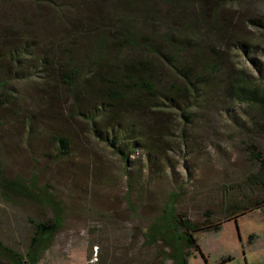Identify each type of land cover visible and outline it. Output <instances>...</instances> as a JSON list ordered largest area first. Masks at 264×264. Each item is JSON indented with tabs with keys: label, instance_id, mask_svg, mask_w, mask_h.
<instances>
[{
	"label": "rangeland",
	"instance_id": "obj_1",
	"mask_svg": "<svg viewBox=\"0 0 264 264\" xmlns=\"http://www.w3.org/2000/svg\"><path fill=\"white\" fill-rule=\"evenodd\" d=\"M135 1L140 7L132 14L141 9L144 17L132 18L128 10L125 15L139 34L162 45L167 32H176L173 41L179 46L196 43L200 51L195 53L204 54V62L211 60V50L220 51L217 61L231 77L240 69L257 77L240 48L245 43L264 77V0ZM113 2L0 0V84L5 85L0 93V174L25 187V194L0 187V240L24 254L32 235L29 221L58 215L61 227L38 264H170L165 261L169 248L161 241L149 243L144 235L175 194L177 211L192 222H222L216 232L194 234L198 249L190 251L188 264H264V210L223 222L220 206L222 183L255 169L244 160L232 124V115L246 122L243 104L232 102L222 86L214 85L208 95L198 97L189 122L174 107L147 112L160 165L147 161L143 152L130 156L138 158L134 171L139 178L128 183L121 157L98 140L55 72L40 66L43 55L57 57L63 48L75 51L82 63L92 62L94 51H89L86 35L115 16ZM16 48L30 53L24 54V74L12 62L10 52ZM102 54L110 64L144 55L136 49ZM147 57L159 90H169L176 84L172 71L157 56ZM90 79L89 87H80L86 105L98 93ZM57 135L70 140L68 155L56 151L52 137ZM255 141L264 152V138Z\"/></svg>",
	"mask_w": 264,
	"mask_h": 264
},
{
	"label": "trees",
	"instance_id": "obj_2",
	"mask_svg": "<svg viewBox=\"0 0 264 264\" xmlns=\"http://www.w3.org/2000/svg\"><path fill=\"white\" fill-rule=\"evenodd\" d=\"M196 2L199 3L200 0ZM113 4L112 14L115 16L106 18L100 26L92 27L86 35L89 51H94L90 58L92 62L82 63L80 55H76L75 51L63 48L57 57L48 58L43 55L39 60L40 66L50 67L55 72L57 81L72 93L78 114L91 123L92 132L98 140L121 157L128 183L139 178L134 171L139 166L138 158L131 159L130 156L143 152L147 161L150 160L149 162L157 168L160 165L156 160L159 154L154 151L155 148L159 151L160 149L155 147L152 141L148 113L165 105L169 109L174 107L181 110L180 115L184 121L189 122L190 110L196 105L198 97L208 95L214 85L222 86L232 102L244 105L242 113L246 122L232 115V124L240 137L239 144L244 160L250 167H255L253 170H246L240 180L230 179L222 183L220 206L223 222L234 220L248 212L264 210V152L255 141L258 137L264 138V77L258 62L249 57L251 47L245 43L240 44L243 53L256 69L257 77L243 69L236 70L231 77L229 71L222 68L217 61L220 51L211 50V60L204 62V54L195 53L200 51L196 43L179 46L173 41L176 32H167L163 37L164 44L159 45L153 36L139 34L133 26V20L125 15L128 10L133 15L132 18L144 17L141 9L140 14L137 10L132 14L136 5L137 8L140 7L138 2L114 0ZM191 39L193 40V37ZM126 49H136L144 55L134 58L121 57L111 64L104 61L102 51ZM26 51L27 49L20 48L19 51L16 48L14 54L10 52L16 71L17 68L21 70L19 74H24V54L30 55ZM148 54L157 56L175 76L176 84L169 85V90H159L161 87L158 86V78L154 74V64L147 57ZM194 54L200 60L199 64L194 61ZM3 63V55L0 53V75L4 73ZM79 65L84 69L79 68ZM89 79H96L92 84L98 88V93L95 98L92 93V101L89 99L86 105L81 99L85 90L82 91L80 87H89ZM4 87L2 82L0 93ZM183 127L180 130L181 142L185 143L186 147L187 138ZM52 138L58 154L68 155L71 151L68 137L57 135ZM229 167L231 168V165ZM0 187L6 191L25 194V187L20 181L7 179L2 174ZM175 199L176 195L170 194L161 215L153 221L144 237L149 243L161 241L169 248L165 261H170V264H188L190 251L198 249L194 234L204 230L216 232L222 222L214 225L207 223L208 221L201 224L192 222L177 211ZM29 222L32 225V235L24 254L13 250L0 240V260L4 264H38L42 252L48 248L53 236L61 227L58 215L51 219ZM89 257L88 254L87 258Z\"/></svg>",
	"mask_w": 264,
	"mask_h": 264
}]
</instances>
